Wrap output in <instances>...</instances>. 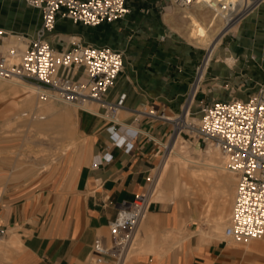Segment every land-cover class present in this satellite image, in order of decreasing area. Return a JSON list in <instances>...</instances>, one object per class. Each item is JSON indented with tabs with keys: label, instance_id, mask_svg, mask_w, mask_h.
<instances>
[{
	"label": "crops",
	"instance_id": "obj_1",
	"mask_svg": "<svg viewBox=\"0 0 264 264\" xmlns=\"http://www.w3.org/2000/svg\"><path fill=\"white\" fill-rule=\"evenodd\" d=\"M170 3L128 0L131 12L126 17L95 27L58 18L56 37L51 39L56 50L82 43L123 52L125 69L107 100L115 102L126 95L118 113L124 143L115 141L109 130L112 122L98 103L96 112L79 108L83 142L68 149L59 166L53 163L44 171H38L41 167L26 171L16 157L0 156V223L6 229L0 264H88L95 239L109 236V223L118 211L151 188L149 177L159 165L172 125L136 119V113L152 107L168 115L179 114L205 55L170 21ZM41 23V11L26 1L0 0V27L9 33L34 36ZM235 27L228 31H239V37L219 48L206 65L209 76L215 73L225 79L232 70L238 77L249 67L264 69V3ZM228 55L234 58L232 65H227ZM199 78L192 94L199 90L194 91ZM22 86L0 79V123L10 120L23 101L34 96ZM133 127L139 130L137 135L131 133ZM106 155L111 159L104 160ZM195 220L180 200L153 202L138 229L140 247L127 255L124 264H264V238L257 244L238 246L226 238H210Z\"/></svg>",
	"mask_w": 264,
	"mask_h": 264
},
{
	"label": "built area",
	"instance_id": "obj_2",
	"mask_svg": "<svg viewBox=\"0 0 264 264\" xmlns=\"http://www.w3.org/2000/svg\"><path fill=\"white\" fill-rule=\"evenodd\" d=\"M24 1L41 11L42 23L34 36L9 33L0 27V79L32 86L33 92L43 101L80 106L85 103L102 104L106 117L112 122L109 127L112 136L117 143L123 144L120 137L123 126L118 113L126 95L115 102L107 100L109 91L125 69L123 52L107 45L82 43H77L72 49L58 51L51 39L55 37L59 17L95 27L126 17L131 12L128 0ZM200 1L171 0V4L186 9ZM249 7L243 8L227 22V26L230 25V29L235 27ZM15 37L26 44L25 49L7 43ZM192 90L179 114L168 115L150 107L139 109L136 119L162 120L172 125L168 140L163 143V155L175 135L183 136L184 140L187 135L197 143L218 147L227 158V169L237 178L225 238L238 244L261 239L264 237V85L245 99L202 101L198 121L190 119L199 91L192 95ZM130 130L135 135L139 133L136 127ZM109 159L110 155L104 156V160ZM154 179L155 175L150 176L151 188L124 204L110 221L109 236L95 239L88 264L125 263L139 226L153 204L151 189ZM5 235L6 229L0 223V244Z\"/></svg>",
	"mask_w": 264,
	"mask_h": 264
},
{
	"label": "rangeland",
	"instance_id": "obj_3",
	"mask_svg": "<svg viewBox=\"0 0 264 264\" xmlns=\"http://www.w3.org/2000/svg\"><path fill=\"white\" fill-rule=\"evenodd\" d=\"M179 11H181L180 7L172 5L171 13L169 12L167 13H169L170 15H174L178 19L179 18L178 15H180ZM209 18H210L209 16L207 17L206 15H204L202 20L207 23L209 22ZM221 24L223 25V21H221ZM178 32L181 33L180 30ZM239 35H240L239 31H233V32L230 31L223 39V44H221L220 48L224 49V46H227L228 44H230V42H232V39L234 37H239ZM184 37L185 36L183 35V38ZM184 39H186L190 45H194L195 47L205 51L203 60L197 66L196 74H198L199 68L204 66L205 64L206 57L208 55V50L203 47L196 46L195 44L191 43L186 37ZM211 64L208 68V71L210 72L213 70ZM232 72L233 73L231 77L225 78V79L222 77H219L215 73L211 74V76L205 75L202 81V88L199 89L198 91L197 100L192 106L193 114L190 117L191 120L194 119L195 121H198L201 115L200 108H201L202 101L206 102V101H211V100L219 99V98L220 99H231L233 97L245 99L250 94L254 93L261 85H264V80L262 79L263 78L262 74H264L263 67H260V66H258L257 68L249 67L246 71L243 72L242 75L238 77L234 70H232ZM194 81L192 82L191 90H192ZM32 94L34 95L33 96L34 99L36 100L39 99L38 101L41 102V99L38 95H36L35 93H32ZM186 99H187V96H186ZM49 102H52V104H54L58 110L64 107H68L71 110H76L77 114H79L80 106L78 105L67 104V103L56 102V101H46V103H49ZM92 104H95L93 105V107L95 109H98L99 107L98 103H92ZM38 112H39L38 110L36 111L32 110L27 116L17 117L14 115L10 119L11 121L8 120V121H4L0 123V156L4 155V156L16 157L20 161L19 164H22V165L24 164L23 166L24 167L27 166L25 168H29V169H37L38 166L43 167L44 163H49L47 168L50 169L53 163H56V165L58 166L60 165L64 156H66L64 154L63 157L60 158L62 152L65 151V149L67 148L69 149V146L73 147L83 142L80 136L79 126H78L79 118L78 116H75V115H73L72 117L68 116V117H65V125H64L65 127L61 126L59 128H56V123H53L55 126L53 127V129L51 128L49 131L46 130L45 132H38V130H36L35 128L36 131L34 130V132H32L33 130H30V127H29L31 126L29 123V121H31L30 116L32 115V113H35V115H37ZM104 114L105 112H103V115ZM8 124L10 125L9 127H8ZM27 127H28V131H27ZM31 129H34V127L31 126ZM40 133H42V135ZM185 140H184L185 143L183 142V145L186 146L185 149L188 151V153L190 152L189 157L196 159V160H199L202 158L201 150H203L202 152L205 153V150L211 146L209 144H205L202 142L197 143L195 140L187 137V135L185 136ZM180 150H181L180 148L177 149V152H180ZM20 152L23 153L22 157H20L21 156ZM48 154H51L52 156ZM161 155L162 156H161V160L159 163L163 161V159L166 156V153L163 155V152H162ZM51 159H53V161ZM28 165H30V167ZM154 175H155V172H154ZM156 177L157 176L155 175L154 183L157 180ZM182 178L184 177L182 176ZM226 182H228V184H226V188H224L223 184H225ZM154 183L152 187H154ZM236 186H237V178L235 174H233L229 170H226L224 171V174H213L210 178H203L199 180L197 183L194 184L195 188L193 192L184 191L183 193H181L182 196L180 195L177 200H180L189 211L195 214V219H196L195 221L198 227L204 230V233L207 234L210 238H225L224 229L226 228V225L232 214V209H233V204H234V199H235V194H236ZM223 188L227 189L229 193V202L226 206L228 210V216L224 223L225 226L223 227V230L217 235L213 236L212 234L213 224H214L215 218L219 214V200L221 199V190ZM139 238H140V234L138 232V234L136 235V240H135L136 242H134L135 247L138 246ZM263 238L253 239L249 241V243L238 244L234 242V244L245 247L251 243L260 241ZM3 246H4V243L2 242L0 244V250L3 248ZM134 249L135 248L133 246V250ZM133 250L130 252V254L133 253Z\"/></svg>",
	"mask_w": 264,
	"mask_h": 264
},
{
	"label": "bare ground",
	"instance_id": "obj_4",
	"mask_svg": "<svg viewBox=\"0 0 264 264\" xmlns=\"http://www.w3.org/2000/svg\"><path fill=\"white\" fill-rule=\"evenodd\" d=\"M263 3H264V0H207V2H204L203 0H201L200 2H196L190 8L181 9V11H179L180 15H178L179 16L178 21L173 20L172 16L169 14V13H171L172 7L168 8L169 13H167V16L170 18V21H174V26L176 27V29L180 30L182 35H184L191 43L195 44L196 46L203 47V48L208 50L206 64H205V66H204V68L201 71V74L199 76L200 82H198L195 86V89H194L195 92L202 87L201 82L203 81V78L205 77V75H208V72L206 70V65L208 63H210L212 58L217 54L221 44H223V39L230 32V31H228V30H230V25L227 26V22L230 21L231 19L235 18L236 15H238L243 8L250 6L249 9L246 12H244V14L241 17V20L244 19L247 15H249L250 13L255 11L257 8H259V6H261ZM204 15H206L207 17L208 16L210 17L209 22L206 23L205 21L202 20ZM221 21H223V25L221 24ZM12 43L21 47L22 49L26 48V44L22 40H19L16 37L13 38ZM226 61H227V65H232L234 62V58L231 55H228L226 57ZM8 82L20 84V83L13 82V81H8ZM22 85L24 86V84H22ZM26 87H28V89L33 91L32 86L31 87L26 86ZM38 100L34 99L33 97H29V98L25 99L22 103V107H21L20 111L15 114V116L20 117V116L29 115L30 111H32V110H35V111L38 110L39 111L37 115H35V113H32V115L30 116L31 121H29V123L31 126L34 127V129H31V126H29V125L28 126L30 127V130H33L32 132H34L35 128H36V130H38V132H45L46 130L49 131L51 128L53 129V127L55 126L53 123H56V128H59V127L65 125V117H68V116L72 117L73 115L77 116L76 110H71L68 107H64V108H61L60 110H58L56 108V106L54 104H52V102L46 103V101L41 100V102H40ZM44 103H46V104H44ZM93 105H95V104L85 103L82 106H80V105H78V106L83 107L89 111L96 112L97 110L93 107ZM9 122H7V123H9ZM24 122H26V121H24ZM11 125H12V123H11ZM9 126L10 125L8 124V127ZM27 131H28V127H27ZM25 132H26V130H25ZM40 134L42 135V133H40ZM40 134H38V135H40ZM183 142H184V138L181 135H175L170 141L169 148L166 152L165 158L163 159V161H161V163H159L158 167L154 170L155 175L157 176L156 177L157 180L154 183V187H152V189H151V200L153 202L161 201V202L167 203V202H171V201H176L178 199V197L181 195V193H183L184 191L185 192H193L194 188H195L194 184L197 183L199 180H201L203 178H210L213 174H224V171L228 170L227 166H226L227 158L218 147L210 144L211 146L205 150V153H203L202 152L203 150H201L202 158L199 160H196V159L189 157L190 152L188 153V151L185 149L186 146L183 145ZM52 143H54V142H52ZM70 147L71 146H69V149H70ZM179 148L181 150H180V152H177V149H179ZM67 151H68V148L62 152L60 158L63 157V155L66 154ZM22 154L23 153H21L20 157L23 156ZM48 155H51V154H48ZM57 158H59V157H57ZM27 160H29V159H27ZM51 160L53 161V159H51ZM35 161H37V160H35ZM46 162H47V160H46ZM48 165H49V163H44L43 167H41V169H39V171H44L45 169L47 170ZM28 166L30 167V165H28ZM14 167L15 166H13V168ZM25 167H27V166H25ZM15 170H17V169L15 168ZM17 171L13 170V172H17ZM23 171H25V170H23ZM26 171H27V168H26ZM29 171H30V169H29ZM24 173L25 172H23L22 174H24ZM17 175H19V174H17ZM12 176L14 177L15 175L12 174ZM12 176L11 177L9 176V177L12 178ZM182 176L184 178H182ZM14 178H16V177H14ZM226 184H228V182L223 184L224 188H226ZM224 188L221 190V199L219 200V214L215 218L214 224H213V230H212L213 236L217 235L218 233H220L223 230V227L225 226L224 223H225L226 218L228 216V210H227L226 206L229 202V193H228V190L224 189ZM173 235L175 236V234H169L168 236L173 238L174 237ZM168 239H171V238L168 237ZM177 239H178V236H177ZM183 239H184V237H183ZM139 240H140V238H139ZM134 242H136V241H134ZM150 243L152 246L153 241H151ZM254 243H256V242H254ZM256 244H254V245H256ZM254 245L252 246L253 248L255 247ZM257 246H260V243ZM134 248H135V245H134ZM148 248H149V246H148ZM171 248H173V247H171ZM258 248L260 250L262 249L261 247H258ZM138 250H140V249H138ZM138 250H137V253H138ZM148 250H147V252H148ZM262 250H264V249H262ZM135 252L133 254H135ZM139 252H142V251L140 250ZM143 252H144V249H143Z\"/></svg>",
	"mask_w": 264,
	"mask_h": 264
}]
</instances>
